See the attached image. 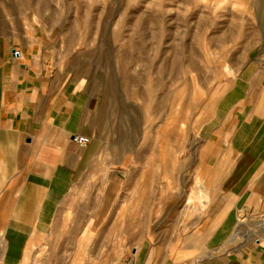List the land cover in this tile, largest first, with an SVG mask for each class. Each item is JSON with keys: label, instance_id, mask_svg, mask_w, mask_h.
Returning <instances> with one entry per match:
<instances>
[{"label": "rangeland", "instance_id": "rangeland-1", "mask_svg": "<svg viewBox=\"0 0 264 264\" xmlns=\"http://www.w3.org/2000/svg\"><path fill=\"white\" fill-rule=\"evenodd\" d=\"M0 37L85 105L90 167L69 198L103 203L87 208L103 221L86 264H204L256 245L264 191L240 200L242 173L217 169L208 141L233 81L264 61V0H0Z\"/></svg>", "mask_w": 264, "mask_h": 264}, {"label": "crops", "instance_id": "crops-1", "mask_svg": "<svg viewBox=\"0 0 264 264\" xmlns=\"http://www.w3.org/2000/svg\"><path fill=\"white\" fill-rule=\"evenodd\" d=\"M12 43L0 37V264H86L87 239L103 221V210L88 216L87 208L103 203L69 198L90 167L88 149L73 141L88 136L85 105L57 86L40 55L24 50L13 57ZM261 64L233 81L219 106L222 134L208 141L214 145L211 157L223 160L217 169L229 177L242 173V186L233 187L240 200L264 191V183L253 188L250 181L264 167ZM237 213L231 217L224 210L221 221L240 222ZM263 221L259 232H250L258 237L256 245L247 242L238 254L204 264H264Z\"/></svg>", "mask_w": 264, "mask_h": 264}, {"label": "built area", "instance_id": "built-area-1", "mask_svg": "<svg viewBox=\"0 0 264 264\" xmlns=\"http://www.w3.org/2000/svg\"><path fill=\"white\" fill-rule=\"evenodd\" d=\"M13 53L18 56L19 53L13 50ZM73 141L82 149H87L91 144V138L88 136L77 135L73 137Z\"/></svg>", "mask_w": 264, "mask_h": 264}, {"label": "bare ground", "instance_id": "bare-ground-1", "mask_svg": "<svg viewBox=\"0 0 264 264\" xmlns=\"http://www.w3.org/2000/svg\"><path fill=\"white\" fill-rule=\"evenodd\" d=\"M200 186H202V185H200ZM198 187H199V186H198ZM200 190H201V189H200ZM201 194H202V193H201ZM201 194H200V195H201ZM204 194H205V193H204ZM202 197H203V198H206V195H204V196H202ZM202 197H201V198H202ZM263 222H264V221H263ZM262 224H264V223H262ZM255 231H256V229L254 230V232H255ZM201 258H202V257H198V259H197L196 261L198 262L199 260H201ZM194 264H196V263H194Z\"/></svg>", "mask_w": 264, "mask_h": 264}]
</instances>
